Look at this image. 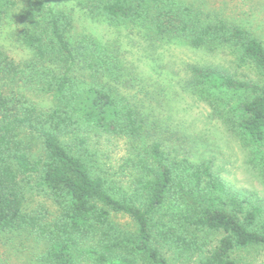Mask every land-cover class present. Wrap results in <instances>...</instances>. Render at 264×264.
I'll return each mask as SVG.
<instances>
[{"label":"trees","instance_id":"1","mask_svg":"<svg viewBox=\"0 0 264 264\" xmlns=\"http://www.w3.org/2000/svg\"><path fill=\"white\" fill-rule=\"evenodd\" d=\"M48 1L31 0L18 15V38L30 58L16 62L0 45V235L26 232L45 241L42 264H170L171 256L181 263L239 264L234 254L264 247L261 203L231 190L210 164L178 160L176 150L173 157L166 153L155 138L160 122H153L146 156L133 161L130 196L92 174L84 139L79 155L63 145L62 137L97 131L142 147L150 129L140 101L120 93L123 71L114 54L93 39L72 43L71 17L46 7ZM68 1L115 23L147 22H138L145 0ZM15 5L0 0V25ZM159 12L147 16L153 42L182 39L209 60L186 66L185 90L213 104L214 91L241 94L236 105L225 102L220 117L264 142L263 43L225 22L188 25L179 18L182 11ZM244 67L251 72L239 76ZM39 90L55 103L48 111L27 98ZM37 141L42 153L33 157ZM261 162L263 168L264 154ZM36 180L58 206L51 221L44 210H25ZM121 217L128 226L117 222ZM202 233L221 237L211 248Z\"/></svg>","mask_w":264,"mask_h":264},{"label":"rangeland","instance_id":"2","mask_svg":"<svg viewBox=\"0 0 264 264\" xmlns=\"http://www.w3.org/2000/svg\"><path fill=\"white\" fill-rule=\"evenodd\" d=\"M31 0H16L15 7L0 25V45L16 62L30 58L18 33L23 23L18 18ZM145 0L142 18L146 25L115 23L97 13L90 14L79 4L68 0H49L46 7L61 11L71 17L68 34L72 43L78 39H93L98 48H104L119 61L123 71V82L119 85L122 96L139 100L142 113L149 125V135L141 147L124 138H116L91 131L62 137L65 147L78 154V141L84 139L85 156L92 174L108 178L127 196L133 194L132 166L134 159L146 156L145 147L153 143V122H160L155 130L156 140L163 141V149L171 157L187 159L190 163L210 164L213 174L223 180L234 192L246 199L258 201L264 207V167L261 166L264 142H256L239 129L230 127L220 117V110L228 100L236 105L244 97L241 94L216 92V102L205 100L185 90L188 78L186 66L205 64L206 57L177 38H166L153 42L148 36L152 13H163L168 9L183 12V22L205 25L225 22L241 27L264 45V0ZM190 11L186 14L184 11ZM86 11V12H85ZM148 16V17H147ZM244 67L237 73H250ZM149 93L148 96L145 94ZM136 99L134 100V96ZM27 98L42 111H48L55 103L43 91L27 94ZM154 98V99H153ZM227 110V108H224ZM154 130V131H155ZM167 137V138H166ZM186 137V140H185ZM149 146L146 150H149ZM33 157L42 153V143L32 148ZM25 210L38 213L44 210L45 220L51 221L58 213V206L50 199L38 180L29 186ZM264 219V215L262 217ZM121 225L127 219L118 218ZM209 247L220 239V234H204ZM47 249L45 241H38L26 232H6L0 235V264H42ZM239 264H264V247H254L234 254ZM170 264H198L197 261L181 263L170 257Z\"/></svg>","mask_w":264,"mask_h":264}]
</instances>
